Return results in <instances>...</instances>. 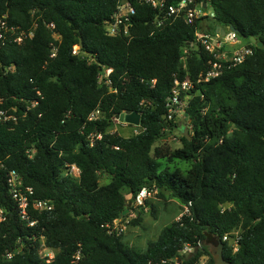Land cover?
<instances>
[{
    "label": "trees",
    "instance_id": "16d2710c",
    "mask_svg": "<svg viewBox=\"0 0 264 264\" xmlns=\"http://www.w3.org/2000/svg\"><path fill=\"white\" fill-rule=\"evenodd\" d=\"M116 4L0 0V18L23 35L19 44L0 39V111L16 117L0 120V264H172L175 257L194 264L209 255L205 244L217 241L229 264H264V0H210L209 27H234L254 52L195 86L185 118L171 121L165 104L174 79H195L211 57L191 47L193 26L176 21L156 28L155 12L138 3L133 39L107 36L105 22ZM80 43L82 56L72 55ZM102 68L111 69L110 85L98 81ZM97 106L102 118L87 122ZM130 112L140 114V133L107 132L110 117ZM181 124L189 138L179 132ZM173 132L181 142L174 149L161 142ZM90 133L102 135L92 146ZM176 161L187 169L171 167ZM68 165L78 167V178ZM10 171L32 188L33 199L51 204L42 212L29 208L32 226L9 194ZM142 187L188 209L144 250L106 227L122 218L126 198ZM232 232L236 252L222 241ZM42 241L54 251L49 262L39 255ZM187 244L194 251L179 256Z\"/></svg>",
    "mask_w": 264,
    "mask_h": 264
},
{
    "label": "built area",
    "instance_id": "2783aa9c",
    "mask_svg": "<svg viewBox=\"0 0 264 264\" xmlns=\"http://www.w3.org/2000/svg\"><path fill=\"white\" fill-rule=\"evenodd\" d=\"M134 3L145 5L151 8L154 12L153 25L156 28H163L169 26L176 21H183L185 24L194 27L193 42L191 47L194 49L201 48L204 52L208 53L211 59L207 62V67L200 71L195 79L185 77L183 79L175 78L170 93L166 99L165 104V118L167 121L173 119H184L186 109L188 108L189 101L192 98V90L195 86L209 82L221 75L223 70L235 67L245 61L246 58L251 56L254 52L251 46L242 43L238 33L232 31L230 26L222 28L220 26H213L210 28V22L214 18V12L210 5V0H117L115 11L108 21L105 22V34L110 37H121L127 42L133 39L131 32L132 18L136 14ZM18 28L8 26L5 19L0 18V39H12L15 43H21L23 35L17 31ZM222 29L224 33H220ZM252 44V43H251ZM254 45V44H252ZM72 55L82 56L79 52V45H74L72 48ZM54 56V50L51 57ZM111 69L102 68L98 75L100 83L110 85L109 74ZM116 92L115 90H111ZM37 102H32L30 107H34ZM126 114V113H125ZM117 114L110 117L111 127L115 129L118 125L130 126L132 128V135L140 133L143 128L120 122ZM103 112L99 106L93 109L87 116V122H95L101 119ZM1 121H15L16 117L7 114L6 111H0ZM107 130L109 134H114V130ZM170 135V134H169ZM101 133H90L87 135V141L92 146L95 140H100ZM174 138V137H173ZM221 143V139L219 140ZM67 170L69 174L78 178L80 171L75 165H68ZM7 187L11 198L17 206L18 215L21 220L27 222L28 226L34 224L30 220L29 208L37 212L47 211L51 209V204L46 199H33V190L31 187L24 186L22 179L15 171H10L7 176ZM156 190L142 187L137 194L129 200L131 208L136 209L145 206V202L155 196ZM186 206L179 217L187 213ZM1 219V218H0ZM123 218L113 221V224L107 225L108 233L121 234V223ZM225 235L222 241L229 242L233 252L238 249L237 232ZM194 251L190 245H185L179 252V256H189ZM39 255L41 258L49 262L54 257V251L44 245L42 241L39 247ZM11 253L7 254L10 257ZM80 250L78 249L73 258L75 261L80 259ZM204 257H201L198 262L194 264H206ZM172 264H181V260L176 257L171 260ZM154 264H167V260H161Z\"/></svg>",
    "mask_w": 264,
    "mask_h": 264
},
{
    "label": "rangeland",
    "instance_id": "374dc122",
    "mask_svg": "<svg viewBox=\"0 0 264 264\" xmlns=\"http://www.w3.org/2000/svg\"><path fill=\"white\" fill-rule=\"evenodd\" d=\"M112 130L122 137L132 136V128L130 126L118 125ZM161 142H167L172 149L181 146L178 132L171 133L166 139H162ZM170 166H178L182 170H186L188 163L176 161L175 164L172 163ZM99 182L101 184L106 183V177L102 176ZM154 190H156L155 196L148 200L147 204L145 202L144 207L133 209L129 205V197L126 198V210L122 215L123 222L121 223V234L123 242L131 247L144 250L147 242L154 240L164 226L179 219L183 211V208L177 201L169 197L167 200L159 199L157 197L158 190L155 188ZM205 247L209 255L205 254L204 261H206L207 264L211 258L214 262L216 257V245L207 242Z\"/></svg>",
    "mask_w": 264,
    "mask_h": 264
},
{
    "label": "water",
    "instance_id": "95a60500",
    "mask_svg": "<svg viewBox=\"0 0 264 264\" xmlns=\"http://www.w3.org/2000/svg\"><path fill=\"white\" fill-rule=\"evenodd\" d=\"M230 29L232 31L237 32V30L230 26ZM220 33H224V31L222 29H219ZM249 41L254 44L257 48H262V44L261 42L256 41L255 38L253 37H249ZM81 43L79 44V48H81ZM116 117H118L120 122H124L130 125H134V126H138L140 124V114L137 112H130V113H119L116 115ZM189 123V122H188ZM179 132L181 133L182 136H184L185 138H189L190 134H189V129L188 127H186L185 125L181 124L179 126ZM222 249H223V244L221 241H217V245H216V254H215V261L214 264H229L222 255Z\"/></svg>",
    "mask_w": 264,
    "mask_h": 264
}]
</instances>
